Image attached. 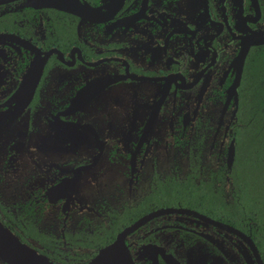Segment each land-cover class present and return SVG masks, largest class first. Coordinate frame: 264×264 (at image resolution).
<instances>
[{
  "label": "flooded vegetation",
  "instance_id": "flooded-vegetation-1",
  "mask_svg": "<svg viewBox=\"0 0 264 264\" xmlns=\"http://www.w3.org/2000/svg\"><path fill=\"white\" fill-rule=\"evenodd\" d=\"M252 78L263 124L264 0H0L2 242L21 264H264V158L236 150Z\"/></svg>",
  "mask_w": 264,
  "mask_h": 264
},
{
  "label": "trees",
  "instance_id": "trees-1",
  "mask_svg": "<svg viewBox=\"0 0 264 264\" xmlns=\"http://www.w3.org/2000/svg\"><path fill=\"white\" fill-rule=\"evenodd\" d=\"M254 89H251V94L249 95V107L247 118L249 119L246 124L245 131L242 128L241 137L237 139L238 145L236 150H241L242 145L245 147V151L251 153L249 158L255 159L257 164L254 166L255 168H260L261 165L259 162H262V157L264 158V123L261 124L262 118L259 115L258 106L260 98L263 94H260L258 89L261 85L258 84V78H252ZM243 105L241 106L239 112L243 113ZM242 121H244V115L241 117ZM256 153V154H255ZM252 166V164L250 165ZM258 172H254L253 170L250 172L249 176L254 178V186L253 189L258 190L261 187V177L259 169H256ZM254 172V173H253Z\"/></svg>",
  "mask_w": 264,
  "mask_h": 264
},
{
  "label": "water",
  "instance_id": "water-1",
  "mask_svg": "<svg viewBox=\"0 0 264 264\" xmlns=\"http://www.w3.org/2000/svg\"><path fill=\"white\" fill-rule=\"evenodd\" d=\"M18 97H19V95H18ZM0 126H2V125H0ZM114 247H115V244L113 243V244L108 245L107 247H105L103 249V251L104 252L105 251H111ZM0 256L4 260L8 261L11 264H21L22 261H23V263L25 262L23 257H22V255H20V254L18 255L16 252H14V250H12L9 246H7L5 243L2 242L1 236H0ZM97 259H99L98 256H97ZM96 262L97 261H93L92 264H95Z\"/></svg>",
  "mask_w": 264,
  "mask_h": 264
}]
</instances>
